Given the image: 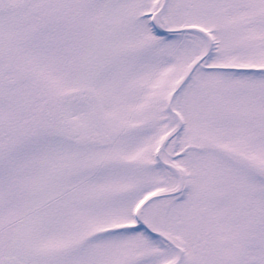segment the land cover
Here are the masks:
<instances>
[{
	"label": "snow or ice",
	"instance_id": "snow-or-ice-1",
	"mask_svg": "<svg viewBox=\"0 0 264 264\" xmlns=\"http://www.w3.org/2000/svg\"><path fill=\"white\" fill-rule=\"evenodd\" d=\"M0 264H264V0H0Z\"/></svg>",
	"mask_w": 264,
	"mask_h": 264
}]
</instances>
